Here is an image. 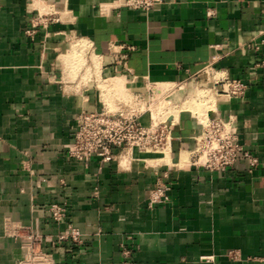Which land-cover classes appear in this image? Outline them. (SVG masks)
Returning a JSON list of instances; mask_svg holds the SVG:
<instances>
[{
    "label": "crops",
    "instance_id": "1",
    "mask_svg": "<svg viewBox=\"0 0 264 264\" xmlns=\"http://www.w3.org/2000/svg\"><path fill=\"white\" fill-rule=\"evenodd\" d=\"M123 2L0 0V264L28 261L31 235L52 264H121L128 240L137 264H199L210 255L218 264H264V70L255 67L264 60V0H164L148 13ZM39 14L55 21L32 40L25 32ZM69 38L80 40L63 54ZM113 45L126 61H115ZM86 63L92 83L125 78L140 106L152 86L207 68L243 81L246 96L217 95L216 113L234 118L259 165L195 166L202 124L184 110L154 159L134 150L112 163L77 162L68 152L76 118L101 108L95 86L78 75ZM158 183L171 187L170 201L150 208ZM53 205L63 207L59 221ZM70 227L78 244L58 240Z\"/></svg>",
    "mask_w": 264,
    "mask_h": 264
},
{
    "label": "built area",
    "instance_id": "2",
    "mask_svg": "<svg viewBox=\"0 0 264 264\" xmlns=\"http://www.w3.org/2000/svg\"><path fill=\"white\" fill-rule=\"evenodd\" d=\"M164 3V0H124L127 8L150 12L155 7ZM208 12V16H212ZM55 21L49 15L39 14L31 19L26 29V35L35 40L38 29L47 27ZM111 54L115 61H126L127 56L122 55L116 45L111 47ZM255 67L264 70V60L259 61ZM218 75L217 73H215ZM214 75V85L217 94L228 99H243L248 91V85L241 80L228 76L217 78ZM99 101L101 108L95 112H81L76 118L73 141L69 148V156L82 164H88L94 157L103 163H112L117 156L130 152L137 147L141 151L164 150L167 145L172 125L162 124L149 127L141 124L140 119L146 112L140 106V98L132 100L105 97L104 91L99 88ZM202 131L196 138V148L193 152V164L203 166L210 171L225 172L233 167L240 159L249 161L250 169H255L259 161L250 152L245 151L240 142L239 131L233 117L223 119L217 113L201 122ZM120 152V153H119ZM155 152V153H156ZM171 187L158 183L149 190V207L167 204L170 201ZM50 213L55 221L63 217V207L53 205ZM81 234L79 230L69 228L68 232L59 236L60 242L71 241L78 244ZM33 239L31 257L24 264H52L50 255L43 251L41 240L36 235ZM121 264H137L133 240L121 244L119 249ZM199 264H218L215 256H203Z\"/></svg>",
    "mask_w": 264,
    "mask_h": 264
},
{
    "label": "rangeland",
    "instance_id": "3",
    "mask_svg": "<svg viewBox=\"0 0 264 264\" xmlns=\"http://www.w3.org/2000/svg\"><path fill=\"white\" fill-rule=\"evenodd\" d=\"M80 40L79 38H69L67 42V47L64 50L63 54H66L71 45L75 43L76 41ZM87 59V55L85 57ZM86 66L83 67V69L78 74L79 76H83V86L85 88L95 86L93 90L97 93V97L99 100V92L100 90L96 87L98 84L100 88L104 91L103 94H105V97H109L110 100L114 97H117L119 99H125L127 101L134 99L132 96V93L130 92L131 87L127 83L126 87V80H121L117 84L106 81V79L109 78H115L116 76H109L103 79H100L99 83H92L91 81V73L88 72ZM77 75V76H78ZM99 76V73L95 74ZM215 72L214 70H211V68L204 69L198 76L195 78H192L186 82L180 83V84H172L169 85H155L151 88L153 89V93L151 97L147 98V103L142 102L143 105V111H145V120H144V126L149 127L151 123L154 125H162L167 124L171 125L175 123L178 113L184 114L186 112H181L182 110L187 111L190 110L189 113L194 114L193 116L195 118L198 117V119L201 122H205L206 119L212 115L207 116L208 109L207 106L210 102H216L217 105V89L214 85V77ZM75 77H69V79H75ZM217 78H220L222 75H216ZM100 77V76H99ZM117 78V77H116ZM90 80V81H89ZM93 80V78H92ZM195 90L198 92L196 93ZM205 91L207 93H205ZM208 95L209 99H203L204 96ZM205 103L207 106H205ZM100 105V102H99ZM212 110V109H211ZM91 113V112H88ZM188 113V114H189ZM180 118V117H179ZM138 151L140 154L143 155H151L153 159L159 155V152H166V149L156 152L157 150H151L149 151H141L137 147L132 148L133 151ZM156 152V153H155Z\"/></svg>",
    "mask_w": 264,
    "mask_h": 264
},
{
    "label": "bare ground",
    "instance_id": "4",
    "mask_svg": "<svg viewBox=\"0 0 264 264\" xmlns=\"http://www.w3.org/2000/svg\"><path fill=\"white\" fill-rule=\"evenodd\" d=\"M74 48H76V47H74ZM195 92L197 93L198 91L195 90ZM205 93H207V92L205 91ZM203 99H209V96L206 95V96H204ZM209 100H210V99H209ZM206 104H208V103H205V106H207ZM206 109H208V114H207V116L216 114V112H217L216 102H210ZM211 109H212V110H211ZM189 111H190V110H187L186 112L189 113ZM190 114H191V113H190ZM192 115H194V114H192ZM194 116H195V115H194ZM197 118H198V117H197ZM175 122H176V121H175Z\"/></svg>",
    "mask_w": 264,
    "mask_h": 264
}]
</instances>
